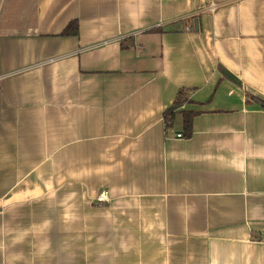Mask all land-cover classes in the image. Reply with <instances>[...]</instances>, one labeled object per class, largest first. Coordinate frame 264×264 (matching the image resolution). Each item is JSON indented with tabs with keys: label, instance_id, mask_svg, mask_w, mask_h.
I'll list each match as a JSON object with an SVG mask.
<instances>
[{
	"label": "crops",
	"instance_id": "obj_1",
	"mask_svg": "<svg viewBox=\"0 0 264 264\" xmlns=\"http://www.w3.org/2000/svg\"><path fill=\"white\" fill-rule=\"evenodd\" d=\"M258 101L264 0H0V264H264Z\"/></svg>",
	"mask_w": 264,
	"mask_h": 264
},
{
	"label": "trees",
	"instance_id": "obj_2",
	"mask_svg": "<svg viewBox=\"0 0 264 264\" xmlns=\"http://www.w3.org/2000/svg\"><path fill=\"white\" fill-rule=\"evenodd\" d=\"M197 22L199 19H196ZM168 27V26H167ZM168 29L163 26V27H158V28H153L149 31H147V33H151V34H165L166 31ZM64 36H68V37H77L79 35V27H78V23L77 22H73L72 24H70L67 29L65 30V32L63 33ZM261 106L264 109V102L258 101ZM192 104V100L191 97L189 96V93L187 94V91L184 92H180L178 95V98L176 100V102L174 103V106L172 109H169L168 112L165 115V122L166 125L168 126V124H172L174 122V117L176 116V110H178L180 107H182L185 104ZM197 116V113H192V112H184L182 113V117H183V132L182 134V138L184 139H191L192 135H193V121L195 119V117Z\"/></svg>",
	"mask_w": 264,
	"mask_h": 264
},
{
	"label": "built area",
	"instance_id": "obj_3",
	"mask_svg": "<svg viewBox=\"0 0 264 264\" xmlns=\"http://www.w3.org/2000/svg\"><path fill=\"white\" fill-rule=\"evenodd\" d=\"M178 138H182V134L177 135ZM109 201V192L108 191H103L98 197H97V202L98 203H108Z\"/></svg>",
	"mask_w": 264,
	"mask_h": 264
}]
</instances>
